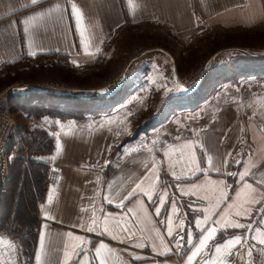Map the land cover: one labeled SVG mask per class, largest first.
<instances>
[{"label": "crops", "instance_id": "1", "mask_svg": "<svg viewBox=\"0 0 264 264\" xmlns=\"http://www.w3.org/2000/svg\"><path fill=\"white\" fill-rule=\"evenodd\" d=\"M132 30L174 53L191 48V37L207 31L220 33L228 43L253 40L257 49L226 48L212 59L222 55L220 65L228 57H242L235 64L248 65V73L258 70L254 65L264 67L259 41L264 40V0H39L34 5L0 0V71L52 54L66 56L77 72L88 70L92 77L106 71L109 77L133 54ZM144 51L130 61L121 89L126 94L118 98L119 90L113 105L93 113L89 125L49 118L35 122L50 130L55 145L50 154L28 159L48 164L58 178L38 197L28 195L24 183L16 191L12 182L5 189L2 264H23L18 240L28 227L36 232L29 264H264V243H259L264 239V76L219 81L217 90L193 103L195 88L166 77L154 58L165 51ZM138 184L135 196L121 206ZM221 191L227 198L215 208ZM229 204L234 207L228 209ZM9 205L10 215L3 219ZM225 209L227 216L215 225L219 234L208 245L242 239L220 253L206 245L189 262L200 236L213 226L197 227L196 221L206 214L219 220ZM22 215L35 223L20 225L17 216ZM228 222L254 227H228ZM101 244L105 247L97 254Z\"/></svg>", "mask_w": 264, "mask_h": 264}, {"label": "rangeland", "instance_id": "2", "mask_svg": "<svg viewBox=\"0 0 264 264\" xmlns=\"http://www.w3.org/2000/svg\"><path fill=\"white\" fill-rule=\"evenodd\" d=\"M132 31L133 32L132 34H130V36H131V49L133 54H131V57L127 58L125 62L120 66L119 68L120 70L116 71L109 77H108L109 74L106 71H100L98 73V76L91 77V75H88L90 73L88 70L83 71L81 73L74 70V68L76 67L75 63L71 62L70 59H68L67 57L65 59L51 57L37 61L34 65L29 64V62L31 61H28L22 65L19 64L12 68L2 69L0 71V92L9 89L11 87L13 88L14 85H18L15 87H19L22 84L29 83L37 86V89L25 88L24 90H19V93H16V91H14L12 95L19 94V96H21L30 91L48 92L57 95H69V97L72 99L95 100L96 103L94 104L92 109L95 110V112L98 111L101 112V110L107 109L108 107H110V105L111 106L113 105V101H114L113 98L117 92L104 95V91L102 92L99 91L100 97H97L90 95L88 91L95 89L107 90L106 88L109 87L108 85L110 84V82L117 76L118 77L120 76V74L127 68V65L130 64V61L132 62L133 59L146 53V51L144 50H149V49L158 50L159 48L165 51L163 52L164 55L159 54V56H154V58L156 59L158 58L157 60L160 62V65H163V67L170 64V58H171V60H173L174 62L176 74H178V76L181 74V76H179V79L183 84H185V81H190L191 77L200 74L201 68L205 65V63L209 62L210 60L212 61V63H210L207 66V72L205 73V76L203 77L202 81H200L199 84L196 87H194L195 89H197L199 86L198 91L195 94V99L194 101H192L193 103L198 100L204 99V97L217 90L220 83L219 81L227 80L232 82L231 79L235 81V79L238 80V78L240 77L244 79L245 78L248 79V78H252V76L248 74H253V73L256 75L264 76V67L254 65L253 67H257L258 70L254 71L253 73H248L247 72L248 65L243 64V66L246 67H242V66L239 67L238 64H235L237 61L239 62V60H242L243 59L242 57H230V58L228 57L225 63H222L225 64L227 67H223L221 69L220 66L222 64L219 65V63L220 60L223 58V56L218 55L215 59L214 58L212 59V55H214L218 51H223L226 48L242 47L247 49H257L256 47L258 46L255 45L253 40L246 42L228 43L225 41V39H223L220 33L207 31L201 37H197V38L191 37L192 39L191 43H193L191 48H187V47L178 48L179 49L178 53H174L169 46L165 45L164 43H161L156 38L139 37L140 31L138 30H132ZM177 41L181 43V41L179 40ZM197 41H200L199 48L197 47ZM259 41H261L264 44V40H259ZM139 46L146 48L144 49L142 48V50H136L140 48ZM197 49L198 50L201 49L203 51H200L198 53ZM180 50L181 51L186 50V52L185 53L183 52L182 54L180 53ZM153 54L154 53L149 54V56H147L146 59L151 61L152 60L151 58H153ZM244 58H247V56H245ZM146 59H142V61L144 63H148L147 61H145ZM260 61L264 66V59H261ZM247 62H251V58H248ZM243 68H246V71L241 70ZM250 68L251 67H249V69ZM259 80H262V78ZM98 82L100 83L99 84L100 86L96 85V83ZM186 84L188 87L191 83H186ZM122 88L123 86L120 87L119 90H121ZM123 90H121L118 94H116L118 95V98L120 97V95L126 94L125 91L122 92ZM75 91H80V92H75ZM107 101L109 102L107 103ZM15 119L17 124L16 133L24 130L29 133L31 128L36 126L35 122L41 121V118L35 121L31 119L26 120V118L20 120L18 119V117H16V115H15ZM51 119L52 118H49L48 120ZM89 119L85 120L82 124H85L86 126L89 125L90 124ZM27 121L29 122V124L27 123ZM66 121L75 122L76 120L74 121L68 119ZM39 128L43 130H47L50 134H52L49 129H44L42 127ZM2 226H7V225H2Z\"/></svg>", "mask_w": 264, "mask_h": 264}, {"label": "trees", "instance_id": "3", "mask_svg": "<svg viewBox=\"0 0 264 264\" xmlns=\"http://www.w3.org/2000/svg\"><path fill=\"white\" fill-rule=\"evenodd\" d=\"M51 57L60 59L66 58L64 55H38L31 58L29 64L34 65L37 61ZM198 88L195 89L196 93ZM118 91L119 89L116 92ZM9 100L12 113L20 120L26 118L35 121L39 118H52L60 122H65L69 119L76 120L75 123L78 124H82L93 115L95 110H93L92 107L96 103L95 100L72 99L69 95H57L48 92L34 91H30L21 96H19V94L12 95ZM15 143L21 148H27L28 156L32 155L33 157L34 155H45L53 152L55 139L47 130L35 126L31 128L29 133L25 130L16 133ZM49 172L50 167L46 163L29 159L28 161L23 159L19 160L14 165L9 180L1 188L0 200L5 189L11 182V191H16V189H19L17 185L22 186L24 183V191H27L28 195H32V193L35 192L37 197L42 196L45 189L46 176ZM28 178H30L31 183L27 181ZM10 209L11 206L9 205L8 209L4 210L3 219L10 215ZM17 219L21 220L20 225L24 227L26 226L24 222L29 224H31V222L35 223L30 218H27L26 215L17 216ZM1 227L2 225L0 224V228ZM19 238L18 243L22 263L29 264L33 256L36 232L28 227V230L24 231V237Z\"/></svg>", "mask_w": 264, "mask_h": 264}, {"label": "built area", "instance_id": "4", "mask_svg": "<svg viewBox=\"0 0 264 264\" xmlns=\"http://www.w3.org/2000/svg\"><path fill=\"white\" fill-rule=\"evenodd\" d=\"M210 63H212V61L205 63V65L201 68L200 74L191 77L190 81H185V84L191 83L189 86L194 89V87L199 84V82L207 72V66ZM131 66L132 64H128L127 68L120 74V76H117L110 82V84L108 85L109 87L106 88L107 90L101 89L88 91L89 94L92 96L100 97L99 91H104V95L116 92L120 87H122V84L128 77V70ZM160 67H162V71L166 77H172L177 83L181 82L178 74H176L174 62L173 60H171V58L170 64L166 65L165 67H163V65H160ZM25 88L37 89V86L21 85L18 88L11 87L0 92V191L2 186L9 180L12 169L16 162L21 159L26 161L29 158L27 148H21L15 143L17 124L15 116L12 113L9 100L14 91L17 92L18 89L24 90ZM57 178L58 176L56 172L50 171L46 176L45 184L47 186L55 184Z\"/></svg>", "mask_w": 264, "mask_h": 264}, {"label": "snow or ice", "instance_id": "5", "mask_svg": "<svg viewBox=\"0 0 264 264\" xmlns=\"http://www.w3.org/2000/svg\"><path fill=\"white\" fill-rule=\"evenodd\" d=\"M38 2H39V0H32V4H33V5L36 4V3H38ZM73 12H74V13L77 12V10L75 9V7H73ZM38 15H40V14H38ZM77 15H78V13H77ZM31 19H32V18H29V20H31ZM29 20H26L25 23L27 24V23L29 22ZM30 54H31V53H30ZM57 147L59 148V145H57ZM185 147H188V145H185ZM194 162H195V161H193V163H194ZM209 163H211V158H209ZM226 163H227V161H226ZM238 163H239V162H238ZM157 175H159V174L157 173ZM173 175H175V173H173ZM232 175H235V174H232ZM240 175H241V179L243 180L244 175H246V174L242 173V174H240ZM175 178H176V179H179L180 177L177 176V177H175ZM192 187H193V189H196V188H198L199 186H198V185H193ZM243 187H244V189H249V188H250V185H248V184L245 183ZM139 188H140V185L138 184L137 187H136L135 189H133V191H132L131 193H129L128 196L124 197V200L121 201V206L123 205L124 201L129 200V199H131L132 197H134L135 194H136L137 189H139ZM240 197H241V192L238 191V192L236 193V200H239ZM204 198H205V199H209V197H204ZM226 198H227V193L221 191V192H220V197L217 198V202H216V204H215L213 207L218 208V207L220 206V203L223 202V199H226ZM160 202H161V203L164 202V197H163V196L161 197ZM232 207H234V205H232V204H229V205H228V209H231ZM228 209H225V211L221 214V217H220L219 220L212 221V217H211V215H207V214H206V215L204 216L203 221H201V220H197V221H196L197 227H200V225H201L202 223H203V224H208L209 222H211V223L213 224V226L207 228L206 232H204V234L200 236L198 246H196V247H195V251H193V252L191 253V255L188 256V261H189V262H191V261L193 260V258L196 257L197 254L200 253L201 250L204 249L206 245H208V242H209V241H213V240L215 239V237L219 234V233H218V229H217V227H215V225L221 223V221L224 220V218L227 216ZM159 211H160V209L157 208V209H156V213H157V215L159 214ZM246 211L248 212V215L250 216V215H251V210L249 209V210H246ZM205 212H206V213L209 212V209L206 208V209H205ZM261 213L264 214V209H261ZM237 214L239 215L240 213H237ZM256 223L258 224L259 221H257ZM227 226H228V227H239V228L248 227L250 230L254 227L253 224H248V225H244V224H232L231 222H228V225H227ZM90 230H91V229H90ZM202 231H203V230H202ZM256 231H257L258 233H260V229H259V228H257ZM69 235H71V234L69 233ZM168 235H169V236L172 235V229H171V228L168 229ZM261 235H264V233H261ZM76 239H79V237H77ZM181 239H183V237H181ZM241 239H242V238H241L240 236H237V237L229 238V239L226 240L223 244H215V243H214V244H212V245H208V246H209L210 248H214L216 253H220V252L222 251V249H229V248H231V247H234L235 244L238 243ZM253 239H255V237H253ZM188 243H189V244H192V243H193V240H192V233H188ZM259 243H264V239H261V240L259 241ZM179 246H180V241L178 240V241H177V247H179ZM9 247H12V245L9 244ZM42 247H43V236H42V238H41V248H42ZM104 247H105V245L101 244V245L99 246V248L96 250V251H97V254H99L100 249H102V248H104ZM166 254H167V253H166ZM65 255H67V253H65ZM40 256H41V252H40V251H37V253H36V259H37V261L40 260ZM228 259H231V253H230L229 256H228ZM0 264H2V261H0ZM101 264H103V262H101Z\"/></svg>", "mask_w": 264, "mask_h": 264}, {"label": "bare ground", "instance_id": "6", "mask_svg": "<svg viewBox=\"0 0 264 264\" xmlns=\"http://www.w3.org/2000/svg\"><path fill=\"white\" fill-rule=\"evenodd\" d=\"M13 88H15V87H13ZM16 93H19V92H16Z\"/></svg>", "mask_w": 264, "mask_h": 264}]
</instances>
